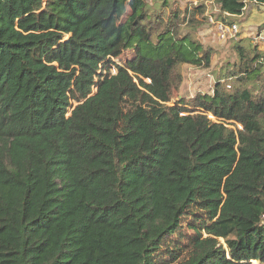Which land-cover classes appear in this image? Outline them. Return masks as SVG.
I'll use <instances>...</instances> for the list:
<instances>
[{
    "label": "trees",
    "instance_id": "obj_1",
    "mask_svg": "<svg viewBox=\"0 0 264 264\" xmlns=\"http://www.w3.org/2000/svg\"><path fill=\"white\" fill-rule=\"evenodd\" d=\"M208 1L216 22L264 7ZM170 6L0 0V264H170L186 220L176 264H264V47L236 42L212 95L169 106L214 53L203 4Z\"/></svg>",
    "mask_w": 264,
    "mask_h": 264
},
{
    "label": "rangeland",
    "instance_id": "obj_2",
    "mask_svg": "<svg viewBox=\"0 0 264 264\" xmlns=\"http://www.w3.org/2000/svg\"><path fill=\"white\" fill-rule=\"evenodd\" d=\"M160 1L162 0H146V3L153 6L156 2ZM169 2L171 6L165 11L166 14H170L175 8L184 11L186 9H193L197 4H203L205 10L204 14H198L194 11L190 14V17L193 21L203 20L202 17L206 18L205 24L195 31V38L202 43L205 48L210 47L214 52L212 55L211 66L208 69H197L191 65L180 66L182 83L178 90L174 92L170 103H168L169 106H172L181 98L190 100L196 94H213L214 86L216 84V75L225 74L227 66H231V64L236 62L237 57L234 53V46L236 42L245 40L250 41V38H254L257 35L259 25L264 22V9L248 3L247 10L244 12L243 17H245L247 11L249 12L252 9L253 14L252 16L249 15V20L246 21L247 23H253L251 27H246L247 29L242 30L234 39L222 41L218 38L215 26L212 23H208L210 18L213 22H216L215 17L219 14L218 6L214 2L208 0L199 3L196 0H169ZM225 84L229 86L231 85V81H227ZM207 116L211 119V121L216 122V119L211 115L207 114ZM236 126L240 129L239 125ZM228 127L237 129V127ZM191 222L192 221L186 220V222L182 225V229L179 232L182 235L180 240L178 237L180 234L178 236L174 235L171 238L175 241V244L169 245V249H176L177 252L180 250V255L175 262H181L186 256L185 248L191 237L194 235L193 230L188 227ZM219 242L223 243L222 240ZM170 259L171 257L167 260ZM175 262L170 264H174Z\"/></svg>",
    "mask_w": 264,
    "mask_h": 264
},
{
    "label": "built area",
    "instance_id": "obj_3",
    "mask_svg": "<svg viewBox=\"0 0 264 264\" xmlns=\"http://www.w3.org/2000/svg\"><path fill=\"white\" fill-rule=\"evenodd\" d=\"M248 4V3H247ZM264 8V7H261ZM247 7L245 6L244 11H246ZM243 11V12H244ZM209 22L215 26L216 32L218 34V38L222 41H227L228 39H234L237 35L242 31V26L239 22L233 21H224V22H213L212 19H209ZM254 43H260L264 47V32L258 33L254 38H251ZM112 62L107 65H99L96 71V76L94 77V82H97V77L100 75V79H103L104 76H114L117 74V66L120 65V62L116 59H111ZM230 86H227L229 88ZM96 91V86L92 87V93ZM77 103H73L75 106ZM73 106L68 109V113L66 117L70 115Z\"/></svg>",
    "mask_w": 264,
    "mask_h": 264
},
{
    "label": "crops",
    "instance_id": "obj_4",
    "mask_svg": "<svg viewBox=\"0 0 264 264\" xmlns=\"http://www.w3.org/2000/svg\"><path fill=\"white\" fill-rule=\"evenodd\" d=\"M249 4H254L252 2H250ZM248 5V4H247ZM255 5V4H254ZM257 6V5H256ZM264 9V8H263ZM247 10V9H246ZM253 14V11L252 9L248 12H246V15L245 17L244 16V13L240 16H232V15H226V19L229 20V21H233V22H239L241 25H242V30H246L247 28L246 27H251V23H247L246 21L249 20V15L252 16ZM264 21V20H263ZM250 29V28H249Z\"/></svg>",
    "mask_w": 264,
    "mask_h": 264
}]
</instances>
